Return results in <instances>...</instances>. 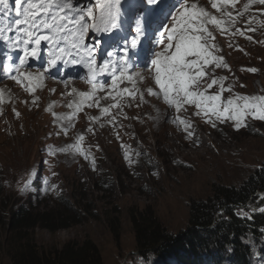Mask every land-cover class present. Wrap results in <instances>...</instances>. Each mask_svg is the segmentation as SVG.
<instances>
[{
	"label": "rangeland",
	"instance_id": "obj_1",
	"mask_svg": "<svg viewBox=\"0 0 264 264\" xmlns=\"http://www.w3.org/2000/svg\"><path fill=\"white\" fill-rule=\"evenodd\" d=\"M203 1L208 3L210 0H188L197 6ZM132 2L121 0L122 13H131L128 34L116 36L119 29L104 33L109 36L105 39L111 40L116 47L117 54L122 55L124 46L136 37L137 21L143 22L144 36L140 38L135 54L130 50L129 63L144 80L134 77L139 89L131 106L125 103L124 115L119 114V109L112 108L111 115L101 114V107L118 102L109 97L101 99L100 107L85 106L86 112L83 108L71 122L57 120V117L73 113L67 105L78 101L79 96L70 95L72 88L77 93L91 91L90 85L77 75L63 78L61 71L50 79L46 78L35 93L24 90L26 81L17 85L7 77L0 79V90L4 93L0 100V209L4 208L6 213L9 206H53L61 197L68 199L83 212L84 221L55 233L38 228L35 231L38 243L44 249H59L73 240L91 239L100 247L106 264H140L142 260L135 252L128 208L150 206L163 225L176 234L188 225L190 202L210 197L215 184L241 185L264 164V121L249 116L246 117V126L239 130L233 121L217 122L213 128L207 117L194 114V107L186 106V112L177 113L162 99L149 95L148 88L153 92L158 90L154 86V73L145 69L151 67L155 52L163 50V45L153 44L159 28L157 9L163 4L168 5L171 0H157L155 5H150L149 0H140L135 8L131 6ZM9 3L10 7H15V0H9ZM92 8L94 13L98 11L96 0ZM260 8L253 7L244 17L237 19L236 28H241L244 36L238 33L233 36L231 32L235 28L221 34L209 25L215 36L214 43L220 48L217 55L223 56L228 65L215 69V75L228 77L225 87L233 85L232 93L225 91L222 94L224 98L233 93L264 96V28L256 22L264 21V16L255 14ZM240 9L239 6L229 8L233 15ZM217 16L220 17V13ZM250 16L258 17L253 25L257 28L255 32L248 30L246 21ZM18 18L14 11L8 15L0 14L4 27ZM96 36L89 34L86 43H93ZM249 36L251 40L247 38ZM151 48L153 54L148 65L146 56ZM47 49L48 43L45 54ZM110 51L113 49L103 52L101 62ZM251 67L257 68V72L248 71ZM67 79L70 83L65 87L61 80ZM100 79L111 82L107 75ZM123 87L132 90V85L127 82ZM208 91L215 93L217 88L214 86ZM90 117L99 119L93 121ZM179 119L190 121L191 137L178 123ZM60 123L69 129L66 136ZM80 136L84 137L83 141H79ZM78 142L88 154V160L74 149H68L69 143ZM106 175L114 183L111 184L113 191L98 190ZM115 206L121 211L123 220L120 244L107 226V216ZM255 208V205L249 207L250 210ZM241 211L247 213L244 209ZM161 263V257L153 256L148 264ZM0 264H11L1 247Z\"/></svg>",
	"mask_w": 264,
	"mask_h": 264
},
{
	"label": "snow or ice",
	"instance_id": "obj_2",
	"mask_svg": "<svg viewBox=\"0 0 264 264\" xmlns=\"http://www.w3.org/2000/svg\"><path fill=\"white\" fill-rule=\"evenodd\" d=\"M210 2L211 6L220 13V18L212 15L204 6L197 7V4L193 3L189 7L187 0H184L181 7L176 10L169 26L160 33L158 45H163V50L155 52L151 67L145 69L150 74L154 73V83L158 86V91L153 92L151 88L147 91L149 95L162 99L176 112L182 110L186 112V106L194 107L196 109L194 114L207 117L208 123L213 128L217 126V122L233 121L236 130H239L246 126V117L251 116L264 121V96L233 93L226 98L223 97L225 91L232 93L233 85L225 87L228 77L215 75V69L227 68L228 65L223 56L217 55L220 48L214 43L215 36L213 31L209 30V25L221 34L230 32L233 28H235V31L231 32L233 36L237 33L244 36L245 32L236 28L238 21L229 10L230 7L235 6L237 0H210ZM139 3L140 0H133L131 6L135 8ZM156 3L157 0H149L150 5ZM253 4L264 5V0H249L239 16L244 17ZM96 9L98 11L94 13L91 7H74L73 0H15V7L12 8L9 0H0V14L8 15L14 11L19 17L11 21L7 27L0 22V41H6V48L11 51L19 49L23 53L14 66L10 63L13 57L8 55L9 63L4 64L8 79L15 81L17 85L26 81L24 90L35 93L46 78H51L47 73L55 68L58 62H62L65 66L79 64L87 70L86 75L81 79L91 85V92L77 93V90L72 88L70 95L79 96L78 101L67 105L73 109V113L66 117H57V120L71 122L75 119L76 113L85 106L100 107V100H107L109 96L112 101L118 102L101 107V114L111 115L110 108H112L119 109V114L124 115L125 103L130 107L131 101L136 98L135 92L138 91L134 77L143 79L139 71H133L129 63V51L136 49L140 38L144 36L142 20L137 21L136 37L124 46L123 54L118 55L117 51H110L107 53L109 58L98 65L99 42H95L96 46L91 42L86 43V40L90 39L89 33L99 36L102 33L121 29L123 13L121 0H96ZM254 21H256L255 16L247 19L249 31H257L253 26ZM256 22L260 28H264V21ZM10 33L14 35H9ZM247 38L252 39L250 36ZM42 41L48 43V67L44 71L28 70L26 66L29 58L40 57ZM29 45L34 46L30 48ZM248 71L256 73L257 68L251 67ZM104 75L111 77L110 85H105L100 79ZM61 82L65 87L70 83L68 79ZM125 82L132 85V90L128 87H120ZM214 86L217 91L210 93L208 90ZM106 88L110 90L109 96L98 97L97 93L104 92ZM3 95V90H0V100ZM126 97L129 99L125 100ZM90 119L96 121L99 117H90ZM112 119L115 120V116H112ZM172 122L176 123V121ZM178 123L184 126L188 137L193 135L189 130L191 127L189 120L179 119ZM61 127L66 136L68 127L63 125ZM88 131L91 132L92 129L89 128ZM83 140L84 137L80 136L79 141ZM68 149H74L85 160L89 159L79 142L69 145ZM92 163L95 166L94 160ZM260 211L264 212V208ZM140 264H144V261L141 260Z\"/></svg>",
	"mask_w": 264,
	"mask_h": 264
},
{
	"label": "trees",
	"instance_id": "obj_3",
	"mask_svg": "<svg viewBox=\"0 0 264 264\" xmlns=\"http://www.w3.org/2000/svg\"><path fill=\"white\" fill-rule=\"evenodd\" d=\"M109 175L100 191H113ZM98 186V185H95ZM255 205V209L249 207ZM264 164L239 186L215 184L207 199L193 200L188 225L171 233L150 206L128 208L135 237V252L150 263L161 264H264ZM64 197L49 205L9 206L0 209V247L11 264H106L101 249L91 239L73 240L59 249H44L36 229L58 232L82 223L83 212ZM241 209L247 211L242 213ZM107 226L120 244L121 211L115 206ZM121 263V262H120Z\"/></svg>",
	"mask_w": 264,
	"mask_h": 264
},
{
	"label": "bare ground",
	"instance_id": "obj_4",
	"mask_svg": "<svg viewBox=\"0 0 264 264\" xmlns=\"http://www.w3.org/2000/svg\"><path fill=\"white\" fill-rule=\"evenodd\" d=\"M164 0H159V2H163ZM179 1H182V0H179ZM249 2V0H237V2H236V4H235V6H239L241 9H240V11H237V13H235L234 15H233V17H235L236 19H240V16H239V13L241 12V11H243V7H244V5L245 4H247ZM203 3V5H204V7L206 8V10H208L210 13H211V11H212V15H215L217 18H220L219 16H217V14H218V12L216 11V9L215 8H213L211 5H208V3H206V2H202ZM256 6H258V7H261L260 8V10L259 11H257L255 14H256V16H260V17H263L264 16V5H256V4H253L252 6H251V8H253V7H256ZM250 8V9H251ZM233 11V10H232ZM169 12V11H168ZM165 14H167V15H165ZM162 15L164 16L165 15V17H167L169 14L168 13H166V11H164L163 13H162ZM256 18H258V17H256ZM239 24V23H238ZM211 27H212V29L216 32V31H218V30H215L214 28H213V26L212 25H210ZM241 29V28H240ZM232 30V29H231ZM242 30V29H241ZM233 31V30H232ZM243 31V30H242ZM36 60V62L35 63H40V61H41V59L40 60H38V59H35ZM143 67V66H142ZM77 75V74H76ZM144 80V79H143ZM106 84L105 85H110V83L108 82V81H106L105 82ZM146 84V83H145ZM125 84H122V86H124ZM154 86H155V90L157 91L158 90V86H156L155 84H154ZM142 87V86H141ZM130 89V88H129ZM139 89V88H138ZM143 91V90H142ZM91 92V91H90ZM98 95H99V97H103V96H109V89L107 88V89H105V91L104 92H98L97 93ZM110 97V96H109ZM101 101V100H100ZM109 106V105H108ZM86 107H84V109H83V111L84 112H86ZM176 112V111H175ZM178 113V112H177ZM113 114V113H112ZM118 114V113H117ZM166 114H167V112H166ZM172 114V113H171ZM104 116V115H103ZM174 119V118H173ZM119 121V120H118ZM61 125H62V123H60ZM64 124V123H63ZM110 124V123H109ZM64 126H65V124H64ZM103 126V125H102ZM109 126V125H108ZM115 126V125H114ZM114 129V128H113ZM96 135V134H95ZM101 142V141H100ZM110 144V143H109ZM69 145H70V143H69ZM65 146H67L66 144H65ZM65 146H64V148H65ZM60 148V147H59ZM61 149V148H60ZM60 149H58V150H60ZM61 152V151H60ZM76 153V152H75ZM71 155V154H70Z\"/></svg>",
	"mask_w": 264,
	"mask_h": 264
},
{
	"label": "clouds",
	"instance_id": "obj_5",
	"mask_svg": "<svg viewBox=\"0 0 264 264\" xmlns=\"http://www.w3.org/2000/svg\"><path fill=\"white\" fill-rule=\"evenodd\" d=\"M139 9L141 10L142 9V7L141 6H139ZM165 11V10H164ZM171 21V20H170ZM165 23V22H164ZM169 24V23H168ZM89 34H91V32L89 33ZM157 36V35H156ZM96 38L98 39L99 38V36H96ZM103 43V42H102ZM153 50V48H151L150 50H149V52H148V56H152V54L153 53H151V51ZM100 59V58H99ZM107 59V58H106ZM78 64H72V68H74V67H76ZM50 77V76H49ZM90 85V84H89ZM110 91V90H109Z\"/></svg>",
	"mask_w": 264,
	"mask_h": 264
}]
</instances>
